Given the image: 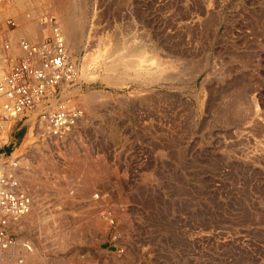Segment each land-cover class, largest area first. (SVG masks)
I'll return each mask as SVG.
<instances>
[{
  "label": "rangeland",
  "instance_id": "obj_1",
  "mask_svg": "<svg viewBox=\"0 0 264 264\" xmlns=\"http://www.w3.org/2000/svg\"><path fill=\"white\" fill-rule=\"evenodd\" d=\"M58 1L0 0V58L59 22ZM80 2L62 98L83 117L58 138L37 113L0 134L33 199L35 220L8 222L33 263L264 264V0Z\"/></svg>",
  "mask_w": 264,
  "mask_h": 264
},
{
  "label": "built area",
  "instance_id": "obj_2",
  "mask_svg": "<svg viewBox=\"0 0 264 264\" xmlns=\"http://www.w3.org/2000/svg\"><path fill=\"white\" fill-rule=\"evenodd\" d=\"M8 24L11 32L19 27L12 20ZM40 26L41 37L20 36L5 40L2 45L0 133L5 131L7 122L37 113L39 119L47 122L50 136L58 138L83 117L81 107L69 108L62 98L63 88L76 80L78 68L68 52L59 22L46 15ZM9 158L0 153V264H35L31 261L36 253L34 245L13 234L8 226V221L18 222L29 214L33 204L17 176L7 171Z\"/></svg>",
  "mask_w": 264,
  "mask_h": 264
},
{
  "label": "bare ground",
  "instance_id": "obj_3",
  "mask_svg": "<svg viewBox=\"0 0 264 264\" xmlns=\"http://www.w3.org/2000/svg\"><path fill=\"white\" fill-rule=\"evenodd\" d=\"M25 0H23V2H24ZM14 3V2H13ZM15 3L16 4H18L19 2H18V0H15ZM58 6H59V8L57 9V14H59V22H60V27H61V29H62V31H63V34H64V37H65V41H66V46H67V48H68V50H69V52L73 49V50H75L76 49V46H77V44L79 43V40L81 39V32H80V27H81V23H80V18H75V14H81V11H82V5H81V2H80V0L79 1H75V2H73V3H68V2H65V4H64V6H61V4L63 3L62 2V0H59L58 1ZM63 5V4H62ZM22 6H24V5H22ZM77 16V15H76ZM29 18V17H28ZM82 21V20H81ZM28 25V24H27ZM25 32V31H24ZM25 35V34H24ZM4 37V36H3ZM100 40V39H99ZM115 42V41H114ZM116 46H117V43H114ZM138 44V43H137ZM115 46V47H116ZM102 47V46H101ZM124 47V46H123ZM105 48V47H104ZM103 48V49H104ZM114 49V48H113ZM117 49H115L114 51H116ZM145 50V49H144ZM112 51V50H111ZM113 51V52H114ZM124 51V50H123ZM128 52V51H127ZM97 53V52H96ZM118 53V52H117ZM130 53H131V50H130ZM98 54V53H97ZM97 54H95L94 56V58H93V56H92V59L90 60V61H92V63H94L93 62V60L96 58V56H97ZM102 54V53H101ZM106 54V53H105ZM104 54V56L106 57V56H108V55H105ZM142 54V53H141ZM140 54V55H141ZM144 54V53H143ZM103 55V54H102ZM114 55V54H113ZM112 55V56H113ZM139 55V57H141ZM91 56V55H90ZM98 56H99V58H100V54H98ZM122 56V55H121ZM143 56V55H142ZM103 56H101V58H102ZM116 57H118V56H115L114 58H116ZM132 57V56H131ZM98 58V59H99ZM138 58V57H137ZM76 59V58H75ZM89 59V58H88ZM127 59V58H126ZM140 59V58H139ZM96 60V59H95ZM133 60V59H132ZM136 59H134L133 60V62L135 61ZM144 60H145V58H144ZM89 61V60H88ZM124 61V59L122 60V62ZM131 61V60H130ZM141 61V60H140ZM74 62V61H73ZM128 62V61H127ZM144 62V61H143ZM158 62V60L156 61V63ZM2 63V61H1V58H0V64ZM104 63V62H103ZM126 63V62H125ZM131 63V62H130ZM153 63V62H152ZM159 63V62H158ZM107 64V63H106ZM137 64H138V62H137ZM140 64H141V62H140ZM105 65V64H104ZM103 65V66H104ZM116 65H118V64H116ZM121 65H125V64H121ZM121 65H118V67L119 66H121ZM126 65H128V63L126 64ZM125 65V66H126ZM139 65V64H138ZM143 65V64H142ZM142 65H140V67L142 66ZM97 66L98 67H100L99 66V64H97ZM96 66V67H97ZM148 66V65H147ZM151 66H154V65H151ZM105 67V66H104ZM108 67V66H107ZM122 67V66H121ZM120 67V68H121ZM139 67V66H138ZM137 67V68H138ZM145 67V66H144ZM148 67H150V66H148ZM160 67V66H159ZM83 68H84V66H83ZM146 68V67H145ZM144 68V69H145ZM88 69L89 68H87L86 70H87V73H89L90 71H88ZM93 69V68H92ZM157 69H158V67H157ZM86 70H82V74L84 75V77L87 75V73H86ZM91 70V69H90ZM100 70V69H99ZM108 70V69H107ZM117 70V69H116ZM120 70V69H119ZM122 70V69H121ZM137 70V69H136ZM147 70V69H146ZM148 70H149V68H148ZM154 70V69H153ZM81 71V70H80ZM125 71V70H124ZM93 72V71H92ZM144 72V71H143ZM86 73V74H85ZM94 73V72H93ZM110 73V72H109ZM124 73V72H123ZM140 73V72H139ZM146 73H148V72H146ZM90 74V73H89ZM92 74V73H91ZM98 74V73H97ZM104 74H107V73H104ZM115 75V74H114ZM79 76V75H78ZM77 76V77H78ZM89 76H91V75H89ZM86 77L84 80H87L88 78H90V77ZM103 76V75H102ZM93 77H95V76H93ZM97 77V76H96ZM122 77V76H121ZM147 77V76H146ZM155 77V76H154ZM82 78V77H81ZM99 78H100V76H99ZM102 78V77H101ZM100 78V79H101ZM157 78V77H156ZM99 79V80H100ZM133 79V78H132ZM155 79V78H154ZM76 80H77V78H76ZM75 80V81H76ZM82 80H83V78H82ZM102 80V79H101ZM105 80H106V78H105ZM75 81L74 82H72V84L73 83H75ZM80 81V80H79ZM104 81V80H103ZM103 81H101V82H103ZM108 83H111V79H108V80H106ZM147 84V83H146ZM69 85H71V84H69ZM148 85V84H147ZM111 86V85H110ZM74 87V86H73ZM114 87V86H113ZM116 87V86H115ZM120 87V86H119ZM65 89H64V92H65V90L66 89H68L69 88V86L67 85V86H65L64 87ZM71 88V87H70ZM76 88V87H75ZM74 88V89H75ZM73 89V90H74ZM73 90H71V91H73ZM76 91V90H75ZM69 92V91H68ZM66 94V93H65ZM68 95V94H67ZM104 97V95H95V94H93V93H89V94H87L86 96H84L81 100H82V103H83V106H84V110L87 112V114L88 115H93V114H96L95 113V111H96V106L98 105V104H96L97 103V100L98 99H102ZM80 100V101H81ZM100 101V100H99ZM72 106V105H71ZM13 122H15V121H9V122H7L6 124H5V126H6V128L11 124V123H13ZM44 125H48L47 124V122H43V120H41V119H39V126H40V128L42 129L43 127H44ZM6 128H5V130H6ZM3 132H5V131H3ZM3 132H1V133H3ZM0 133V134H1ZM29 142V141H28ZM15 164V165H14ZM6 169H7V171H9L10 173H12L11 172V170L13 171V169H16L17 168V163H15L14 161L13 162H11V163H9L8 161L6 162ZM29 178V177H28ZM29 186H31L30 184H29ZM32 213V206H31V211H30V213L29 214H27L25 217H27V216H29V219H31V220H35L36 218L34 217V214H31ZM24 218V217H23ZM8 222H14V221H8ZM21 222V221H20ZM23 224V223H22ZM21 224V225H22ZM35 259L36 258H34V256H32V258H31V261L32 262H34L35 261ZM41 263V262H40Z\"/></svg>",
  "mask_w": 264,
  "mask_h": 264
}]
</instances>
